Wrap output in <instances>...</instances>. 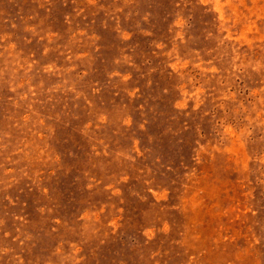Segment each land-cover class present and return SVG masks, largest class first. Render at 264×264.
<instances>
[{
    "label": "rangeland",
    "instance_id": "obj_1",
    "mask_svg": "<svg viewBox=\"0 0 264 264\" xmlns=\"http://www.w3.org/2000/svg\"><path fill=\"white\" fill-rule=\"evenodd\" d=\"M0 264H264V0H0Z\"/></svg>",
    "mask_w": 264,
    "mask_h": 264
}]
</instances>
